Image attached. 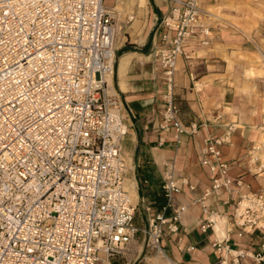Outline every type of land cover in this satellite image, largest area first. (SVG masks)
Masks as SVG:
<instances>
[{
    "label": "built area",
    "instance_id": "built-area-1",
    "mask_svg": "<svg viewBox=\"0 0 264 264\" xmlns=\"http://www.w3.org/2000/svg\"><path fill=\"white\" fill-rule=\"evenodd\" d=\"M174 2L160 21L166 30L153 55L165 87L159 127L179 143L187 129L175 93L177 60L190 38L207 44L210 29L201 23L199 0ZM117 32L103 0H0V264H115L138 233L157 257L167 256L164 235L180 232L187 205L174 198L184 185L196 187L176 178L169 164L166 203L143 227L135 222L121 145L126 128L109 92ZM234 130L231 123L221 135H207L199 151L210 172L196 199L200 228L214 233L222 217L211 198L228 204L234 195L230 228L211 243L214 264H264V187L231 175L220 150ZM257 150L251 147V161L264 172ZM232 233L258 234L260 241L236 246Z\"/></svg>",
    "mask_w": 264,
    "mask_h": 264
},
{
    "label": "crops",
    "instance_id": "crops-1",
    "mask_svg": "<svg viewBox=\"0 0 264 264\" xmlns=\"http://www.w3.org/2000/svg\"><path fill=\"white\" fill-rule=\"evenodd\" d=\"M203 2L208 12L202 22L210 29L209 42L201 44L197 36L190 38L186 55L177 60L175 93L187 133L176 143L172 132L166 133L159 127L165 87L162 70L153 55L160 35L166 30L160 21L169 13L174 0H103L105 6L113 9L118 27L109 92L118 101L126 128L121 145L127 163L125 178L135 182L134 203L137 209L138 205L142 208L146 223L164 206L162 181L166 164L173 166L176 178H186L196 187L191 191L184 185L182 193L174 198L175 205L185 204L187 210L181 217L180 232L167 233L162 239L167 257L176 264H214L217 259L211 243L219 236L214 227V233L200 228L203 213L196 202L210 182V172L198 159L207 135H221L228 124H235L229 142L220 147L231 175L241 177L251 188H260L264 181V172L258 171L259 162L253 163L249 156L255 144L258 150L253 152L264 163L261 159L264 132L257 128L264 122V103L251 88L238 82L229 67L227 59L239 40L219 15V0ZM160 136L164 139L161 145ZM234 198L230 196L228 204L215 205L213 198L208 201L226 220L225 231L230 228L228 219ZM170 213L168 210L167 214ZM231 236V243L236 246H252L260 241L258 234L238 238L232 233ZM189 245H194V249L188 250ZM115 264L120 263L116 260ZM245 264L254 263L247 259Z\"/></svg>",
    "mask_w": 264,
    "mask_h": 264
},
{
    "label": "rangeland",
    "instance_id": "rangeland-1",
    "mask_svg": "<svg viewBox=\"0 0 264 264\" xmlns=\"http://www.w3.org/2000/svg\"><path fill=\"white\" fill-rule=\"evenodd\" d=\"M199 4L202 9L200 20L203 24V18L208 11L203 0H199ZM218 4L222 9H219V15L228 22L232 33L239 40L232 47L234 51L231 53V57L227 59L229 67L238 82L251 88L253 94L264 103V0H219ZM257 128L264 132V122H261ZM256 146L259 147L258 144ZM261 159L264 160V157ZM125 184L126 187H129L127 179ZM261 187H264V181H262ZM127 189L130 193V187ZM135 222L139 227L146 224L140 205L136 211ZM128 248L130 250L125 252L124 258H119L120 264H148L149 258L163 260L159 264H166L163 259L164 255L157 257L155 252L147 246V241L141 233L136 235Z\"/></svg>",
    "mask_w": 264,
    "mask_h": 264
},
{
    "label": "bare ground",
    "instance_id": "bare-ground-1",
    "mask_svg": "<svg viewBox=\"0 0 264 264\" xmlns=\"http://www.w3.org/2000/svg\"><path fill=\"white\" fill-rule=\"evenodd\" d=\"M111 79L112 77L110 76L109 79V84L111 86ZM112 87V86H111ZM129 187H130V194H131V198L132 200L135 202V190H134V181L133 180H129L127 179ZM127 187V188H129ZM225 228H226V220L223 217H219L218 219H216L215 224H214V229L216 231V233L218 234L219 237L223 236L225 233ZM131 246V245H130ZM165 259L166 264H173L172 261L170 260V258H168L167 256H163ZM163 260H156L155 258H149V263L148 264H159L161 263Z\"/></svg>",
    "mask_w": 264,
    "mask_h": 264
}]
</instances>
